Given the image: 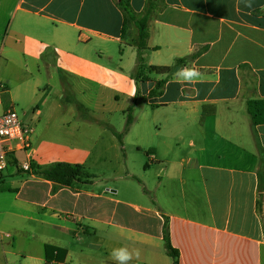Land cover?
<instances>
[{"label": "crops", "instance_id": "crops-1", "mask_svg": "<svg viewBox=\"0 0 264 264\" xmlns=\"http://www.w3.org/2000/svg\"><path fill=\"white\" fill-rule=\"evenodd\" d=\"M249 2L250 7L245 0L154 1L145 65L172 67L177 59L200 52L180 67L197 69V80L174 78L178 68L167 74L153 72L145 81L149 95L155 82L165 80L157 99L175 89L174 96L154 105H173L174 120L186 133L166 156L157 158L159 152L153 151L146 172L161 174L156 176L154 207L119 198L112 182L96 193L36 175L34 169L47 163L43 144L33 146L42 118L28 121L31 146L12 155L8 175L0 177V264H46V245L67 250L64 262L50 264H117L111 252L120 247L139 251L130 264H175L162 248L165 221L171 246L178 252L177 264H264V124L253 125L247 111L249 100L264 99V0ZM149 5V0H0L1 62L9 66L18 54L27 69L32 64L39 74L46 70L48 89L60 82V100L76 107L80 117V143L103 149L84 151L82 161L100 157V152L108 162L121 165V142L113 131L123 133L126 120L117 128L113 117L122 91L117 84L126 82V73L100 61L108 42L124 44L137 56L138 29L131 22L124 32V23L145 16ZM108 74L116 77V86L107 84ZM67 77L72 82L65 81ZM65 84L74 97L66 95ZM79 90H94V101L76 96ZM124 90L133 104L136 92ZM9 106L4 104V109ZM134 126L135 121L121 146ZM51 154L48 158L60 159L58 153ZM24 163L29 171L22 168ZM119 169L114 178L135 177L128 167ZM21 172H29V178L18 179ZM141 184L147 189L142 178ZM62 209L81 219L89 217L91 225L59 218ZM49 232L53 244L44 241ZM86 243L104 251V257L86 254Z\"/></svg>", "mask_w": 264, "mask_h": 264}, {"label": "rangeland", "instance_id": "rangeland-1", "mask_svg": "<svg viewBox=\"0 0 264 264\" xmlns=\"http://www.w3.org/2000/svg\"><path fill=\"white\" fill-rule=\"evenodd\" d=\"M104 55L100 61L101 64L113 70L114 68L119 70V66L126 73V82L122 80L117 84V87L122 88L120 93V100L116 103V113L113 117V124L117 128H121L126 120V110L132 104L131 99L125 93V89H133L136 92L135 98L138 100V104L135 105L133 110V117L135 126L133 130L123 138V145L119 144L120 151V164L115 160L108 162L102 158L103 149H92L90 145L92 143L85 142L80 143V139L77 137L79 133L76 131V124L80 122L77 116V108L73 105H69V102H62L60 100L59 92L60 82H54L53 89H48L46 82V70L41 69V74L37 72L36 67H32L29 64L27 69L25 60L21 59V56L16 54L13 59V63L7 66L0 60V113L5 110L4 104L11 103V106L17 112L20 121L24 126H27L30 119L42 118V124L35 127V137L33 146L39 148L41 144L42 153H45L44 158L47 161L46 164L39 166L40 168H48L56 163H69L75 165H81L91 178H82L77 180L79 182L73 183L74 190H91L96 193L103 191L107 182H112L114 188H119V198H123L138 206H153L155 187L157 183L156 176L161 177V174L156 175V171L146 172L148 165L152 162L151 156L154 149L159 152V156H166L170 149L173 148L180 137H185L183 125H179L174 120L172 111H174L173 105L167 107H156L154 104L164 99L174 96L175 89H171L170 95L162 98L150 97L147 91V82H136L132 76L135 66V55L129 48H126L123 44L116 42H108L104 48ZM125 51V53H123ZM21 50L18 51L20 53ZM42 65V64H39ZM126 66L125 68H123ZM107 84L116 86V77L108 74ZM154 77V76H153ZM41 78V79H40ZM114 78V79H113ZM175 78V76H174ZM72 82V78L67 77L65 81ZM66 95L74 97L72 91H68V85L65 84ZM50 90V91H49ZM84 91V90H83ZM8 92V94H7ZM94 90L85 91V94L81 93V90L75 92L79 98H85L88 102L94 101ZM110 91H105L104 99L108 100ZM11 98V101H9ZM76 102V101H75ZM63 105L60 107V104ZM134 103V102H133ZM120 108V109H119ZM92 109V108H91ZM56 112L54 113V111ZM94 110V108L92 109ZM122 110V111H121ZM95 112L98 113L97 109ZM53 113V114H52ZM50 119L51 121H48ZM106 119V118H105ZM48 121L49 127L45 128V124ZM67 122H70L67 125ZM183 129L181 134L177 133V130ZM99 134V133H98ZM47 149V151H43ZM76 149V150H75ZM90 150L92 152L100 151L98 155L100 157H92L86 161H82L84 151ZM58 153L60 159L55 157L48 158L52 153ZM41 153V154H42ZM119 153V152H118ZM40 156H43L41 155ZM52 155V154H51ZM50 155V156H51ZM80 156L78 159L72 157ZM125 157V158H124ZM18 160L22 162L24 154H18ZM114 159V158H113ZM39 160V157L38 159ZM62 160V161H61ZM36 162V161H35ZM36 165V164H35ZM155 165V164H153ZM120 167L123 172L127 167L132 171L135 177L131 179L127 178H114V175L120 174ZM9 168L5 169L3 175H8ZM29 172H21L17 174L18 179H28ZM125 175V173L123 174ZM111 178V179H108ZM141 178L147 182V189L141 184ZM62 209L57 213V216L61 219H71L75 221L78 218L86 226L91 225L89 223V217L79 218L77 213H72L71 210ZM71 216V217H70ZM6 218L2 217V221L5 223ZM32 228L35 227V222L27 221ZM44 241L47 244H53L55 241L50 236L52 234L46 233ZM98 237H101L100 235ZM39 236L36 240H39ZM97 242V241H96ZM95 243V242H93ZM162 248L165 249V244L162 242ZM85 253L95 256L104 257L105 253L96 246L85 245ZM68 264H71L69 262Z\"/></svg>", "mask_w": 264, "mask_h": 264}, {"label": "trees", "instance_id": "trees-1", "mask_svg": "<svg viewBox=\"0 0 264 264\" xmlns=\"http://www.w3.org/2000/svg\"><path fill=\"white\" fill-rule=\"evenodd\" d=\"M149 11L145 16L140 19L136 18H126L124 23L123 31L126 32V28L129 23L134 22L137 29L138 35L136 40V65L134 68V73L132 78L138 82H145L149 80L148 75L156 72L158 74H167L175 71L176 69L184 66L186 63L195 60L200 52H195L189 56L179 58L175 61L172 67H147L144 63L143 51L148 48V38H149V23L151 21L152 11L154 8V1L149 0ZM126 13H129V8L126 4H122ZM165 84V80H160L155 82L154 88L149 92L150 97H157L161 94L162 88ZM138 104V100L135 98L134 103L129 106L126 110V122L125 129L123 133H117L113 131L114 135L119 139L122 143L123 134L129 130V127L134 121L133 110L135 105ZM247 111L250 116L251 123L253 125H261L264 124V99H253L247 102ZM36 175H40L43 178L53 181L60 186H70L74 181L80 180L82 178H91L88 173L85 172L84 167L81 165L69 164V163H56L48 168H39L34 169ZM261 175H264V171ZM264 178V177H263ZM163 241L165 244V248L167 254L175 260V264H177L178 252L171 246L170 236L166 221L163 226ZM44 257L46 260V264H50L53 261L56 262H64L67 257V250L52 246H45Z\"/></svg>", "mask_w": 264, "mask_h": 264}, {"label": "built area", "instance_id": "built-area-1", "mask_svg": "<svg viewBox=\"0 0 264 264\" xmlns=\"http://www.w3.org/2000/svg\"><path fill=\"white\" fill-rule=\"evenodd\" d=\"M32 134L33 129L22 124L13 107L0 113V177L7 168L12 155L19 151L29 150ZM22 168L26 171L30 170L27 163H24Z\"/></svg>", "mask_w": 264, "mask_h": 264}, {"label": "clouds", "instance_id": "clouds-1", "mask_svg": "<svg viewBox=\"0 0 264 264\" xmlns=\"http://www.w3.org/2000/svg\"><path fill=\"white\" fill-rule=\"evenodd\" d=\"M245 2H246V6L248 7L251 6L249 0H245ZM174 76L177 79H180L186 82H192L199 78L200 73L195 68L184 67V68L178 69L176 73L174 74ZM134 255L136 258H139L140 256L139 251H136L135 253H133V252H130L127 247L115 248L111 252V257L117 262V264H130V261L133 259Z\"/></svg>", "mask_w": 264, "mask_h": 264}]
</instances>
